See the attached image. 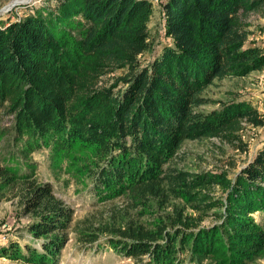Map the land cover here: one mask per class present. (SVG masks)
Here are the masks:
<instances>
[{"label": "trees", "instance_id": "trees-1", "mask_svg": "<svg viewBox=\"0 0 264 264\" xmlns=\"http://www.w3.org/2000/svg\"><path fill=\"white\" fill-rule=\"evenodd\" d=\"M157 2L41 0L0 20V140L11 138L0 189L12 181L40 240H10L0 257L57 264L70 233L81 248L104 246L137 264H250L264 253L255 217L264 216V134L239 169L175 162L185 141L217 138L246 151L244 124L264 128L248 100L203 95L216 80L264 68V45L247 43L248 18L264 16V0ZM155 8L168 40L141 60ZM209 103L219 106L198 109ZM43 149L55 169L72 166L93 214L74 220L52 184L36 179L29 156Z\"/></svg>", "mask_w": 264, "mask_h": 264}, {"label": "rangeland", "instance_id": "rangeland-1", "mask_svg": "<svg viewBox=\"0 0 264 264\" xmlns=\"http://www.w3.org/2000/svg\"><path fill=\"white\" fill-rule=\"evenodd\" d=\"M21 1L24 3L19 4ZM40 1L41 0H0V20L7 21L9 19H16L17 17L24 16L30 7L40 4ZM153 1V6H156L158 2L155 0ZM13 3L15 4L12 5ZM153 16L154 18L149 26L151 33V48L141 56V60H148L158 55L159 48L168 40L162 24V16L156 8ZM248 21L251 23L249 30L252 34L248 36L247 43L264 45V16L252 14L249 16ZM203 95L212 100L222 102H227L235 98L248 100L264 116V68L259 71H254L243 78H224L222 80H216L203 92ZM218 106L219 104L209 103L200 106L198 109L209 111ZM4 123L8 125V119H4ZM263 134V127H254L244 124L242 137L246 142V151L222 142L217 138L188 140L184 142L175 162L178 166L191 171L219 168L229 169L230 161L236 163L235 165L237 169H239L241 165L252 156ZM10 139V135H8L7 137H2L0 140V164H3V157H7L5 155L7 149L6 145L9 146ZM84 154L89 156L90 151L85 150L82 155ZM49 155L50 151L43 149L42 151H35L29 156V161L34 164L33 172H35L36 179L42 182L49 181L52 184L55 194L62 198L73 209L74 220H79L87 215L93 214L98 207L96 208V206L92 204L93 200L90 198L85 187L80 183H76L73 179L71 172L68 171L72 166L69 167V164L64 162L58 164L62 166L61 168L55 169L56 166L51 165L49 162ZM19 160L23 161L24 157H21ZM4 162L7 163V161ZM234 171V169H230L231 175ZM8 185L12 188L10 185L14 184H12L11 181ZM10 188H7L8 191L5 190L6 188L4 189L7 192L0 189V195H3L4 192L6 193V197L0 201V245H5L1 243V237L3 236L7 237L8 241L18 240L21 246L25 244L38 245L40 240L36 241L27 230V225L31 221L30 217L22 215L23 208L17 202V198L12 197L15 191H10ZM1 191L4 192L1 193ZM216 194H218V191H216ZM104 215L108 217L105 213ZM152 215L154 214L152 213ZM255 217L264 225V216H262V214H256ZM213 221V216H209L203 223L208 225ZM8 241L6 242L7 244ZM99 241L102 242L103 237H101ZM0 264L22 263L0 257ZM57 264L137 263L104 246L100 249L95 246H87L85 249L81 248L74 239V234L70 233L68 242ZM201 264H205V262ZM250 264H264V253Z\"/></svg>", "mask_w": 264, "mask_h": 264}, {"label": "built area", "instance_id": "built-area-1", "mask_svg": "<svg viewBox=\"0 0 264 264\" xmlns=\"http://www.w3.org/2000/svg\"><path fill=\"white\" fill-rule=\"evenodd\" d=\"M155 1H157V0H155ZM263 42H264V39H263ZM1 240H2L1 241L2 244H7L6 242L8 241V238L3 236V237H1Z\"/></svg>", "mask_w": 264, "mask_h": 264}, {"label": "water", "instance_id": "water-1", "mask_svg": "<svg viewBox=\"0 0 264 264\" xmlns=\"http://www.w3.org/2000/svg\"><path fill=\"white\" fill-rule=\"evenodd\" d=\"M21 3H24L23 1H21V2H19V4H21ZM15 3H13L12 5H14ZM12 5H10V6H12Z\"/></svg>", "mask_w": 264, "mask_h": 264}, {"label": "crops", "instance_id": "crops-1", "mask_svg": "<svg viewBox=\"0 0 264 264\" xmlns=\"http://www.w3.org/2000/svg\"><path fill=\"white\" fill-rule=\"evenodd\" d=\"M8 243H9V241H8ZM6 245V244H5Z\"/></svg>", "mask_w": 264, "mask_h": 264}]
</instances>
